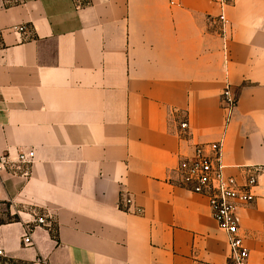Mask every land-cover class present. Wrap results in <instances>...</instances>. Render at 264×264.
Masks as SVG:
<instances>
[{
  "label": "crops",
  "instance_id": "0c3cea01",
  "mask_svg": "<svg viewBox=\"0 0 264 264\" xmlns=\"http://www.w3.org/2000/svg\"><path fill=\"white\" fill-rule=\"evenodd\" d=\"M82 3L0 0V264H227L207 199L175 172L216 141L229 175L257 176L240 232L264 264V0H232L225 39L211 0ZM226 85L238 105L225 129ZM37 215L52 227L25 246Z\"/></svg>",
  "mask_w": 264,
  "mask_h": 264
},
{
  "label": "built area",
  "instance_id": "2783aa9c",
  "mask_svg": "<svg viewBox=\"0 0 264 264\" xmlns=\"http://www.w3.org/2000/svg\"><path fill=\"white\" fill-rule=\"evenodd\" d=\"M83 0H75L76 7L83 5ZM219 9V14L215 18L221 25V34L225 39V27L227 24L226 8L232 0H211ZM172 5L176 0H170ZM13 31L25 33V25H16L12 27ZM0 29V37L2 35ZM224 55L228 57V43L224 41ZM238 99L232 91L230 85H226L220 95V106L224 113L225 129L230 124L236 108ZM182 131H188L190 126L188 121L180 124ZM223 142H209L196 144L194 152L190 156L182 157L176 168L178 186L190 192L204 196L210 207L212 215L218 225V228L226 233L230 255L227 264H249V249L247 248L244 236L241 234V208L254 202L256 194L254 188L258 184L257 176L250 174L243 183H240L236 177L226 172V165L222 158ZM33 159V152L20 153L17 157V163L20 165H30ZM4 167V161H0V169ZM13 173L29 175V170L21 167L12 169ZM132 198L121 193L119 205L122 211L130 212ZM140 209L135 210L140 214ZM34 227L51 228V222L46 215H37L33 220V227L26 228L22 243L25 246L33 245L32 230ZM2 251L0 250V254Z\"/></svg>",
  "mask_w": 264,
  "mask_h": 264
},
{
  "label": "rangeland",
  "instance_id": "374dc122",
  "mask_svg": "<svg viewBox=\"0 0 264 264\" xmlns=\"http://www.w3.org/2000/svg\"><path fill=\"white\" fill-rule=\"evenodd\" d=\"M2 209H4V207H2ZM8 219L9 218L6 217V216H0V220H2V221L8 220ZM4 264H22V263H19V262H16V261H7Z\"/></svg>",
  "mask_w": 264,
  "mask_h": 264
},
{
  "label": "trees",
  "instance_id": "16d2710c",
  "mask_svg": "<svg viewBox=\"0 0 264 264\" xmlns=\"http://www.w3.org/2000/svg\"><path fill=\"white\" fill-rule=\"evenodd\" d=\"M15 219H17V218H15ZM0 223H3V221H2V220H0Z\"/></svg>",
  "mask_w": 264,
  "mask_h": 264
}]
</instances>
